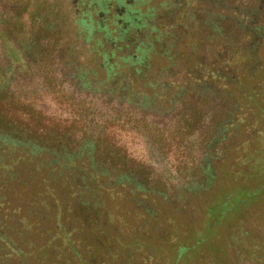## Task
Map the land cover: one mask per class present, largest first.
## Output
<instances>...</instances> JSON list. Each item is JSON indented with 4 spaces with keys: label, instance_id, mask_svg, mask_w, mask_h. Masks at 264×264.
I'll list each match as a JSON object with an SVG mask.
<instances>
[{
    "label": "trees",
    "instance_id": "obj_1",
    "mask_svg": "<svg viewBox=\"0 0 264 264\" xmlns=\"http://www.w3.org/2000/svg\"><path fill=\"white\" fill-rule=\"evenodd\" d=\"M9 1L20 2L0 0V11ZM31 4L35 8L27 19L17 7L1 11L6 17L0 18V264H134L138 257L156 264H178L184 258L190 264H230L218 236L219 218L203 219L210 181L231 173L221 165L217 173L214 160L230 152L227 139L244 121L234 113L241 103L254 106L264 97L259 70L264 65L259 58L264 0H169L167 10L156 15L160 23L149 22L155 37L143 34L141 46L122 55L126 42L112 40L99 24L59 23L61 14L48 18L51 3ZM72 29V40L87 52L81 62L75 45L58 48L62 40L57 35ZM131 33L132 38L139 34ZM36 47L47 59L55 49L72 50L75 61L67 65L72 78L116 115L90 126L87 118L58 122L22 102L8 86L20 67L29 72L26 53ZM232 97L237 102L231 106ZM129 122L147 131L164 158L175 156L177 184L164 186L151 163L136 159L116 141L109 127L127 131ZM199 130L201 152L193 157L185 139ZM237 150L238 162L245 151L258 152ZM117 199L130 205L116 204ZM123 210L131 225L127 230L115 220ZM204 230L209 231L205 239L219 237L216 249L206 244L211 237L194 241L192 235ZM235 231L234 243L253 264H264V237L240 227ZM190 244L197 249L193 257Z\"/></svg>",
    "mask_w": 264,
    "mask_h": 264
},
{
    "label": "rangeland",
    "instance_id": "obj_2",
    "mask_svg": "<svg viewBox=\"0 0 264 264\" xmlns=\"http://www.w3.org/2000/svg\"><path fill=\"white\" fill-rule=\"evenodd\" d=\"M51 2L54 3V0H20V2L17 1L18 5H12L11 1H9L6 7H4L5 9L1 8V11L8 12V10L12 7H17L23 11L21 13L22 17L27 19L29 18L33 8H35V5L31 3H37L36 6L39 4H45V7L49 5V7H51V16L48 18L52 20L58 13L59 7L62 8L64 5L61 0H58L56 4L46 5V3ZM124 5L125 9H130V6L127 2ZM153 5H155L154 0H152V6ZM105 10L106 6L104 8V11ZM1 11L0 18L2 16L6 17V15H3L5 13L2 14ZM107 13L108 11L106 10L100 16V21L104 23V27H106L105 15ZM156 14L154 15L153 13L150 18L149 13V16H146L147 21L159 24L160 20H158ZM138 15L139 9L136 8L135 12L123 17L125 20L124 25H122L123 33L135 31L134 27L130 26V24L126 25V22L129 20L134 22L136 21V18L138 20ZM7 25L5 23L6 27ZM105 29L107 30V28ZM72 32L73 29L64 33L63 40L58 48L62 49V47L67 45V43L72 44V46L75 45L74 48L78 50L77 55L79 56L80 61H82L83 57H81L82 55L80 54H85V47H81L79 45L81 42L74 41L72 38H69L72 37ZM53 35L54 32L48 34L47 36H50L49 38H51ZM69 40L70 42H68ZM262 43L264 45V36ZM9 44L10 43L7 40L3 42V45L6 49H9ZM37 45L38 47L42 46V44ZM76 45H78L80 49L77 48ZM38 47L34 48L30 54L26 53V59H28V63L30 65L29 72H26L25 68L20 67L21 72L18 74H13L8 86V89L14 91L22 100V102L31 103L45 116L47 115L52 117L58 122L69 120L74 117L77 119L87 118V120L89 119L87 124L90 126L91 122L94 123L100 118L110 116L114 117L116 115L114 114L113 110H110L109 108L105 109L104 105L101 104V99L98 94H82L81 92H78L75 87L68 84L67 79L55 66L58 57L57 55H59V53H57L58 50L55 49L56 53H52L51 56H49V59H47L41 56V53L38 52ZM79 50H82L83 52ZM260 57L264 62V48L260 53L259 58ZM15 59L16 57H12L14 63L21 65V63ZM248 68L249 66H247L245 75L249 73L250 69ZM259 68L260 74L264 77V65H261ZM258 77L259 76H257V78L255 77L256 79L254 78V81L252 79L254 85L257 83V81H259ZM260 85L264 95V82ZM247 98L248 97H246L244 100L247 101ZM236 102V98L232 97L230 105H235ZM88 104L92 105V108L89 107L88 111H86L84 106ZM240 105L241 109H237V111L234 113V116L239 119L240 117L244 118V121L239 122L238 127L235 129V131L231 132L229 138L227 139L226 143L232 144L230 147V152L228 151L226 156H223L220 158V160H214L217 173H220L218 171L217 165L224 166L225 169L229 170L231 173H223V175L214 176V178L210 181V184H212V189L211 192L208 191L207 193L209 196L207 197L208 199L206 200L205 205L206 217H204L203 220L205 221L211 216L219 218L220 223L217 222V224H219V226H217L219 227L218 236L225 244V251L228 254L227 260H229L227 263L253 264L250 260L251 256L242 251L237 243H234L235 241H233L232 235L236 234V228L240 227L241 230H246L249 235L252 234L256 237H264V202H262V200H264V168H262V165L264 164V111H262V109H264V97L263 99L259 98L257 100V104L254 106L251 104L248 105L247 103H241ZM255 106L256 108H253ZM127 118V116H123L121 120H127ZM125 124L127 131L119 127H109V130L114 135L116 141L122 143L128 152L136 159L144 162L145 164L151 163L154 167V174L160 176L161 180L166 183L164 186L169 187L171 185L177 184L179 182V177L177 176L179 172L176 167H174L175 163L177 162L175 156L164 158L159 153L156 146L150 142L149 139H147L145 135L147 131L141 129L142 127L131 128L130 122ZM92 125L93 124H91V126ZM90 130L91 129H86L87 132H90ZM249 135H251L252 140L247 142ZM202 137L203 136L199 130L193 133L189 138L185 139V144L189 145V151L193 157L199 155L201 152ZM0 140H3V138H0ZM246 147H249L252 150L257 149L258 152L254 151L256 153L253 155L252 151L250 153L245 151L243 162H238L240 160L239 158H241V154L238 153L237 149L243 150ZM238 168L247 169L242 173H235ZM239 181H241L243 186H239L237 184ZM240 197L243 201L239 205L236 200ZM116 204L123 205L124 202H120V200L117 199ZM129 205L130 204H126L125 207H128ZM125 211L126 210L121 211L120 215H118V218L115 217V220L119 227L127 230L128 226L131 225H128V217L125 216L127 215ZM120 218H122V222L119 221ZM197 227L199 228L200 225ZM208 233V230H204L202 232H196L192 236L194 241L197 240V242H201V239H205L204 236L208 235ZM175 235L176 233H173L168 235V237L172 239V237ZM218 236L216 235L215 237H212L210 234L207 236L208 238L211 237V240H208V242L206 241V244L208 243V245L211 246L213 250L217 247L219 238ZM118 244L120 245V243ZM190 245L191 249L189 252L192 253L191 257H193V254L195 251H197V249L195 248V244ZM207 249L208 248L205 247L201 250L206 252ZM167 252H169V250ZM168 255L169 258H171L170 253H168ZM169 258L167 256V262H170ZM187 260V258H184L180 263L190 264V262H187ZM221 262L218 260L215 261V264H221ZM157 263L165 264V262L162 261H158ZM134 264H156V262L154 259L144 262L138 257Z\"/></svg>",
    "mask_w": 264,
    "mask_h": 264
},
{
    "label": "flooded vegetation",
    "instance_id": "obj_3",
    "mask_svg": "<svg viewBox=\"0 0 264 264\" xmlns=\"http://www.w3.org/2000/svg\"><path fill=\"white\" fill-rule=\"evenodd\" d=\"M64 7L60 8L57 15V19L59 23H62L64 21H69L71 23L83 26L85 24H99L102 28H107V30L110 32V37L112 40H118L122 39L125 43V46L123 45V50L120 52L121 55L124 52H132L137 47L139 48L141 46V40L143 39V34L145 36H149L150 38L155 37V32H153L152 28L153 25L150 24L147 21V17L149 16L150 12V18L151 16L159 13L164 12L167 10V6L169 4V0H154L155 5L152 6V0H61ZM58 0H54V3L51 2V4H56ZM126 2L129 4L130 9H125ZM106 6V10L108 13L105 15V23L106 27H104V23L100 21V16L103 14L104 8ZM136 8L139 9V15L138 20L136 18V21H127L126 25L130 24V26L134 27V30L139 32V34L132 38L131 32H122V25H124L125 20L123 19L124 16L131 14L132 12L136 11ZM145 10V11H144ZM145 15V16H144ZM106 30V29H105ZM64 33L58 34V38L60 37V40H63ZM142 36V37H141ZM72 38V37H69ZM136 38V40H134ZM81 41V40H80ZM70 42V40L68 41ZM91 44V43H90ZM87 43V46L90 45ZM113 44V43H112ZM135 44V45H134ZM111 45V44H110ZM73 46L69 47V50L72 49ZM78 48V45H76ZM136 47V48H135ZM62 50V49H61ZM61 50H58L57 53V61L55 63V66L59 71L64 75V77L67 79V82L70 86L75 87L78 92L88 93L85 88L87 86H83V84H80L79 81H76L72 78L71 70H69V67L67 65H71L70 61L71 59V52H62ZM132 50V51H131ZM78 50L75 49V53ZM83 52L82 50H79ZM86 52V51H84ZM52 53H56L52 52ZM87 53V52H86ZM93 53H96L93 51ZM81 57H86V54H80ZM98 55V54H95ZM147 56V55H146ZM82 59V61H83ZM75 61V60H74ZM79 62V60H77ZM76 61V64L78 63ZM81 62V61H80ZM78 66L82 67L78 64ZM103 67V66H102Z\"/></svg>",
    "mask_w": 264,
    "mask_h": 264
}]
</instances>
